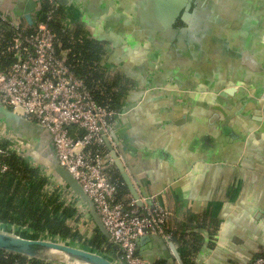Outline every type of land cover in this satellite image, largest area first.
Masks as SVG:
<instances>
[{"label":"crops","instance_id":"0c3cea01","mask_svg":"<svg viewBox=\"0 0 264 264\" xmlns=\"http://www.w3.org/2000/svg\"><path fill=\"white\" fill-rule=\"evenodd\" d=\"M28 1L35 5L31 25L23 17ZM41 1L0 0V43L10 36L12 22L34 27ZM92 3L101 14L89 17L68 5L63 23L81 24L91 39L106 43L102 64L133 84L116 111L110 138L136 194L169 213L166 228L183 264H251L264 255V92L256 97L247 86L243 94L234 79L217 81L236 86L224 97L223 88L218 93L180 89L175 83L201 84L199 75L207 73L164 67L158 48L119 33L118 23H130L126 9L116 8L119 2ZM72 135L78 136L74 130ZM25 137L0 123L1 144L45 178L46 193L81 209L78 197L47 164L55 157L47 139ZM109 172L124 188L118 200L133 199L118 169L112 165ZM80 212L79 224L91 237L95 225L88 212ZM150 238L141 249L155 264L166 263L172 252L158 236Z\"/></svg>","mask_w":264,"mask_h":264},{"label":"water","instance_id":"95a60500","mask_svg":"<svg viewBox=\"0 0 264 264\" xmlns=\"http://www.w3.org/2000/svg\"><path fill=\"white\" fill-rule=\"evenodd\" d=\"M56 1L61 7L71 5L77 12H82V15L91 17L101 14V11L96 12L92 8L91 4H94L92 3L94 0ZM116 1L119 2L116 8L121 11L124 7L130 17V23L127 26L119 23L116 25L121 35L147 41L154 48H158L163 55L161 59L164 67L166 65L184 68L187 73L198 74V71L207 73L199 75L201 84L194 81L183 85L175 83L180 89L218 93L223 88L220 96L224 97L233 95L236 92V86L221 82L234 79L238 82L243 94L247 86L254 88L256 97L264 92V0L260 2L254 0ZM34 8L32 1H28L24 7L23 17L29 25L32 24L31 14ZM123 19H126L125 15L121 16V21ZM166 80L164 79V82ZM258 120L261 119L258 118ZM0 123L20 136H30V140L34 142H37L39 137L46 138L49 150L54 151L51 138L44 128L25 120L1 105ZM104 143L113 165L120 172L123 183L137 205L141 206L120 157L106 137H104ZM47 164L68 191L84 201L96 229L112 243L92 201L77 181L59 165L56 156H53ZM149 242H151L150 236L138 239V252L146 261L145 264H155L147 251L140 247L143 243ZM168 249L172 255L168 253L169 258L166 263L172 264L177 261L183 264L172 243L169 244ZM0 252L25 258L28 261L36 260L49 264H117L108 256L84 246L3 225H0ZM62 255L67 259H64Z\"/></svg>","mask_w":264,"mask_h":264},{"label":"built area","instance_id":"2783aa9c","mask_svg":"<svg viewBox=\"0 0 264 264\" xmlns=\"http://www.w3.org/2000/svg\"><path fill=\"white\" fill-rule=\"evenodd\" d=\"M47 4L45 21L36 23L30 31L11 23V40L0 48V105L44 128L50 136L59 165L92 201L118 248L120 254L115 262L145 264L137 241L154 235L167 247L173 244L172 233L166 228L169 213L153 199L139 198L141 206L134 199L115 200L117 185L109 174L113 162L104 137L115 149L116 143L110 137L118 115L95 103L82 79L73 72L74 57L66 61L57 55L53 17L59 4L56 0H47ZM8 55L13 61L5 64L3 59ZM73 130L83 134L72 135ZM11 155L10 150L0 147V174L9 170ZM78 204L88 211L84 201L78 199ZM251 264H264V256L255 258Z\"/></svg>","mask_w":264,"mask_h":264},{"label":"trees","instance_id":"16d2710c","mask_svg":"<svg viewBox=\"0 0 264 264\" xmlns=\"http://www.w3.org/2000/svg\"><path fill=\"white\" fill-rule=\"evenodd\" d=\"M47 11V0H42L36 23L45 21ZM64 19V8L59 5L53 17V22L57 27V55L66 61L71 60L72 57L75 58L73 72L82 79L95 103L110 111H119L122 108L123 97L133 84L127 82L119 70L112 72L102 64L106 55V43L91 39L81 24L67 27L63 23ZM31 28H26V30L30 31ZM12 31L10 36L0 43V48L10 42ZM3 60L5 64L13 61L11 55ZM82 134V132L77 133L78 136ZM0 147L6 148L1 142ZM8 165L9 170L0 174V225L77 242L109 257L120 254L116 245L107 241L96 227H93V235L87 237L84 227L79 224L80 218L84 217V214L80 212L81 209L67 204L58 195L46 193L44 189L46 180L36 169L29 167L15 155H11ZM110 178L117 185L115 200L119 201L118 197L124 190L123 185L118 176L115 178L110 174ZM184 261L187 262L185 258ZM20 262L45 264L36 260L28 261L11 254H0V264Z\"/></svg>","mask_w":264,"mask_h":264},{"label":"rangeland","instance_id":"374dc122","mask_svg":"<svg viewBox=\"0 0 264 264\" xmlns=\"http://www.w3.org/2000/svg\"><path fill=\"white\" fill-rule=\"evenodd\" d=\"M8 228H11V227H8ZM12 228H14V227H12ZM18 229V228H17ZM18 230H21V229H18ZM39 234V233H38ZM42 235H44L46 238H48V237H50V238H54L55 240H57V238H55V237H51V236H49V235H46V234H42ZM61 240V239H60ZM63 242H66V243H73V244H75V245H78V246H83V245H81L80 243H77V242H71V241H68V240H63ZM85 248H87V249H89V250H93V249H90V248H88V247H85ZM93 251H95V250H93ZM101 253V252H100ZM102 254H104V253H102ZM104 255H106V254H104ZM106 256H108V255H106ZM109 257V256H108ZM109 258H111L113 261H115V259L117 258V256H115V257H109Z\"/></svg>","mask_w":264,"mask_h":264},{"label":"bare ground","instance_id":"6f19581e","mask_svg":"<svg viewBox=\"0 0 264 264\" xmlns=\"http://www.w3.org/2000/svg\"><path fill=\"white\" fill-rule=\"evenodd\" d=\"M52 253H54V252H52ZM55 254H57V255H61V254H58V253H55ZM62 257H64L63 255H62ZM64 259H67L66 257H64Z\"/></svg>","mask_w":264,"mask_h":264}]
</instances>
